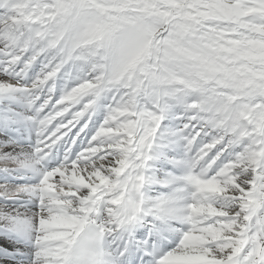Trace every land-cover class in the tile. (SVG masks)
Here are the masks:
<instances>
[{"label": "snow or ice", "instance_id": "snow-or-ice-1", "mask_svg": "<svg viewBox=\"0 0 264 264\" xmlns=\"http://www.w3.org/2000/svg\"><path fill=\"white\" fill-rule=\"evenodd\" d=\"M0 264H264V0H0Z\"/></svg>", "mask_w": 264, "mask_h": 264}]
</instances>
